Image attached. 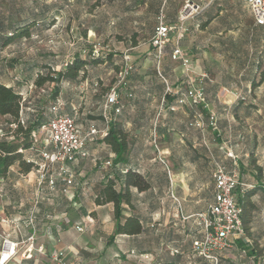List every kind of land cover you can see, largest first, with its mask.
<instances>
[{
  "label": "crops",
  "instance_id": "1",
  "mask_svg": "<svg viewBox=\"0 0 264 264\" xmlns=\"http://www.w3.org/2000/svg\"><path fill=\"white\" fill-rule=\"evenodd\" d=\"M239 7L244 8L234 1L228 4L236 15ZM223 9L214 10L209 4L199 16L201 30L221 18ZM253 29L264 41V28L253 23ZM93 32L96 30L90 29V36L95 37ZM108 34L119 35L115 28ZM183 34L175 35L159 60L150 42H122L120 53L128 54L135 68L126 88L119 89L122 107L118 114L112 112L106 131L115 127L126 135L121 160L99 133L85 145L88 156L69 164L73 173L70 185L57 175V167L50 175L55 178L53 188L48 184L49 175L39 185L37 170L22 173L17 163L0 172V248L1 235L19 243L7 264H48L54 251L63 253L65 264H264V194L260 188L251 197L255 211L249 236L231 237V247L219 254L217 263L193 252V246L203 239L196 215L213 201L216 163L238 172L239 192L264 185V92L252 91L251 81L208 74L213 45ZM220 34V30L216 32ZM176 46L189 59L187 67L171 60ZM67 58L55 65L57 71ZM110 62L117 64L115 59ZM158 72L172 89L200 84L204 103L177 105V96L165 92ZM95 78L87 73L80 87L62 82L56 101L48 106L49 110L56 108L51 115L73 118L81 135L90 127L98 131L106 127L101 114L105 97L97 99L91 86ZM0 83L14 89L12 82ZM77 90H83L81 95ZM126 92L132 96L127 97ZM198 121L200 126L195 125ZM0 130L3 132V127ZM42 130L45 140L37 147L34 144L35 152L46 145L47 133ZM227 152L234 158L227 157ZM32 154L30 150L23 152L25 158ZM127 173L140 176L148 186L144 190L128 186V201L119 203L116 217L112 202L98 205L95 199L110 181L117 192H123ZM255 175H261L259 182ZM119 224L138 231L118 232ZM31 235L32 242L27 241Z\"/></svg>",
  "mask_w": 264,
  "mask_h": 264
},
{
  "label": "rangeland",
  "instance_id": "2",
  "mask_svg": "<svg viewBox=\"0 0 264 264\" xmlns=\"http://www.w3.org/2000/svg\"><path fill=\"white\" fill-rule=\"evenodd\" d=\"M232 1L244 7L237 9L238 16L228 8ZM212 5L214 10H226L221 18L206 30H201L198 21L205 7L184 22L186 32L183 35L188 34L194 40L213 45L210 47L208 74L218 78H239L242 82L259 81L264 75V41L253 29V18L247 12V6L241 0H215ZM183 6L184 0H0V27L3 28L0 29V81L14 83V90L21 94L24 108L29 111V101L44 92L28 88L30 83L23 78L29 75L28 71L33 75L45 64L56 70L55 65L63 64L66 56L68 62L76 54L90 59L82 51L99 44L100 57L108 58V63L90 66L87 73L96 77L91 85L95 97H105L116 83V71L110 59H115L118 68L121 66L124 55L120 53L122 42L147 45L158 17H162L166 24L176 27L169 34L167 45H171L172 39L180 32L178 15ZM22 20H30L31 36L3 46L5 37L11 33V26ZM188 23L191 24L188 26ZM114 28L119 35L107 36L108 30ZM90 29L98 32H93L95 37L90 36ZM219 30L221 34L216 35ZM27 67L32 70H26ZM15 78L21 83L16 84ZM82 83H77V86ZM51 87L49 85L47 89ZM255 88L251 87L252 91L264 92V82ZM81 91L77 90L78 95ZM0 126L5 128L1 117ZM39 131L33 138L36 147L45 140V132Z\"/></svg>",
  "mask_w": 264,
  "mask_h": 264
},
{
  "label": "built area",
  "instance_id": "3",
  "mask_svg": "<svg viewBox=\"0 0 264 264\" xmlns=\"http://www.w3.org/2000/svg\"><path fill=\"white\" fill-rule=\"evenodd\" d=\"M215 0H184V6L178 15V24L180 28V36L186 32L183 28L184 22L202 11ZM249 9L255 26L264 28V0H241ZM176 27L168 25L163 21L162 17H158L157 25L153 35L150 38V45L155 49L157 59H160L164 47L169 42V34ZM91 56L100 55L101 48L99 44H95L91 49ZM82 54H88L83 50ZM171 60L180 61L181 65L187 67L189 59L185 56L182 49L178 46L174 47L171 52ZM134 63L128 54L122 57L121 66L115 76V85L111 87L105 95L104 102L101 107V114L105 121V129L98 131L94 127H90L85 135H81L76 127L75 120L71 117L54 114L52 118L43 127L47 133V141L45 147L37 150L41 162L38 166V184L40 185L49 176L54 167H57V175L63 178V181L70 185L73 180V173L69 168V164L74 162L77 157H87L85 145L95 135H105L107 125L110 121L112 112L118 114L121 110L119 101V89L127 86L128 77L134 72ZM165 84L166 93H174L177 96V105L194 107L204 103V91L200 84H191L187 89H172L166 79L158 72ZM29 89H32L30 86ZM127 97H131V93L126 92ZM51 111L55 113L56 108L52 107ZM213 116L210 117L211 125H213ZM196 126H200V121L195 122ZM1 136V130H0ZM33 138L35 135H32ZM155 137V135H154ZM226 156L234 158L232 152H227ZM160 162L166 166L163 159ZM29 161V159L27 160ZM109 165V162L105 163ZM214 195L212 203L207 209L196 215L198 225L203 231V239L193 246V252L206 260L214 263L218 262L220 253L231 247L230 238L243 233L242 223L240 219V209L236 200V189L240 184L238 172L228 170L225 165L216 163L213 171ZM50 188L55 185V178L50 176L48 179ZM33 215L29 217V223L33 226ZM78 231H82L81 227H76ZM31 235L27 241L32 242ZM19 243L9 239L8 235H1L0 248V264H7L16 254ZM48 264H65L62 252H52L50 262Z\"/></svg>",
  "mask_w": 264,
  "mask_h": 264
},
{
  "label": "trees",
  "instance_id": "4",
  "mask_svg": "<svg viewBox=\"0 0 264 264\" xmlns=\"http://www.w3.org/2000/svg\"><path fill=\"white\" fill-rule=\"evenodd\" d=\"M31 27L32 24L30 20L18 21L11 26V33L9 36L5 37L3 46L10 45L21 39L29 38L32 34ZM0 29L3 30L2 27H0ZM88 58L90 59L83 58L79 54H76L58 71L48 64L40 66L33 75L29 73L31 71H28L29 75L23 77L24 81L29 82V87L31 86L32 89L34 88L35 91L42 89L44 92V94L29 101L30 103L27 107L32 109L31 112L25 110V103L20 93L12 87H7L0 83V117L4 118L5 121V128L3 127L5 130H3V132L1 131L0 136V172H4L7 167L15 163L18 164L19 170L22 173L38 169L42 160L38 153L33 151L34 140L32 135L38 130L43 129L50 118H52L53 115L50 114L51 109L49 110L48 106L50 103L56 101L61 83H80L86 77L88 67L104 63L108 60V58L102 59L100 55L97 57L91 56V52L88 53ZM112 66L117 73L120 68H118V64L112 62ZM28 69L30 68L27 67L26 70ZM263 76L264 75L260 77L259 81H251V87L259 86L264 81ZM163 78L165 77L163 76ZM49 85H52V87L48 90L47 86ZM103 141L110 146L119 156L118 159L121 160L126 150V135L121 130L111 127L110 131L105 134ZM25 150H30L33 156L25 158L23 155ZM28 159L29 161H27ZM255 168L257 173H260V168ZM260 177L261 175H255V179L258 182L260 181ZM130 185L135 186L138 190H144L148 186L140 176L127 173L124 191L117 192L114 183L110 181L99 191L95 199L96 204L100 205L112 202L115 206L116 217H118V205L121 201H128V186ZM241 188V185H239L236 189H239L236 200L240 209L243 233L249 236V224L253 217V212L255 211V204L252 202L251 197L257 188H260L264 194V185L259 184L249 190L239 192ZM124 231L136 232L138 228H130L129 230L125 226L119 224L118 232Z\"/></svg>",
  "mask_w": 264,
  "mask_h": 264
}]
</instances>
